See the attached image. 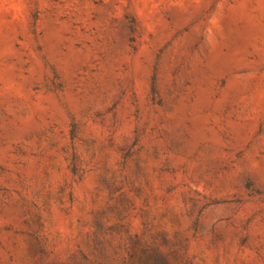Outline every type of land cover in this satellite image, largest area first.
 <instances>
[{
	"label": "rangeland",
	"instance_id": "1",
	"mask_svg": "<svg viewBox=\"0 0 264 264\" xmlns=\"http://www.w3.org/2000/svg\"><path fill=\"white\" fill-rule=\"evenodd\" d=\"M0 264H264V0H0Z\"/></svg>",
	"mask_w": 264,
	"mask_h": 264
}]
</instances>
